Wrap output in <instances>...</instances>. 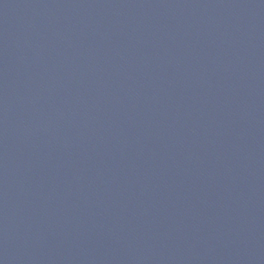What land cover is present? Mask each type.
<instances>
[{
  "label": "water",
  "instance_id": "water-1",
  "mask_svg": "<svg viewBox=\"0 0 264 264\" xmlns=\"http://www.w3.org/2000/svg\"><path fill=\"white\" fill-rule=\"evenodd\" d=\"M0 264H264V0H0Z\"/></svg>",
  "mask_w": 264,
  "mask_h": 264
}]
</instances>
